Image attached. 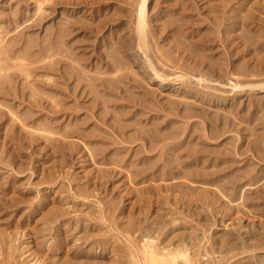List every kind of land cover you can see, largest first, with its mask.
I'll use <instances>...</instances> for the list:
<instances>
[{
	"label": "rangeland",
	"instance_id": "374dc122",
	"mask_svg": "<svg viewBox=\"0 0 264 264\" xmlns=\"http://www.w3.org/2000/svg\"><path fill=\"white\" fill-rule=\"evenodd\" d=\"M137 5L0 0V264H264V0Z\"/></svg>",
	"mask_w": 264,
	"mask_h": 264
},
{
	"label": "bare ground",
	"instance_id": "6f19581e",
	"mask_svg": "<svg viewBox=\"0 0 264 264\" xmlns=\"http://www.w3.org/2000/svg\"><path fill=\"white\" fill-rule=\"evenodd\" d=\"M147 2L148 0H138V5L135 9H137V12H136V34H137V37H138V41H139V46L141 47V49L145 48V10H146V5H147ZM35 24V23H32V25ZM31 26V25H30ZM45 47V46H44ZM43 47V49H45ZM48 48V46L46 47ZM42 49V48H41ZM3 51V50H2ZM3 53V52H2ZM1 54V53H0ZM67 54V52H66ZM4 55V54H3ZM32 56V55H30ZM67 56V55H65ZM68 57V56H67ZM9 64V63H8ZM69 72V71H67ZM198 81H201L200 79H198ZM1 82V81H0ZM2 86V84H1ZM7 88H10L8 86H6ZM231 90L232 91H237L238 89V85L236 84H232L231 86ZM1 88V87H0ZM3 91V90H2ZM190 239V238H189ZM152 243H150L151 245ZM212 246V245H211ZM160 247V246H159ZM131 249V248H130ZM198 252V251H197ZM211 252V250H210ZM145 258L150 261L151 263L153 264H162L163 263V258H158L154 252L152 250L150 251H145ZM192 255V254H191ZM212 255V254H211ZM208 256V255H207ZM142 257V256H141ZM143 258V257H142ZM190 259V258H189ZM194 259V258H193ZM200 259L199 257H197V261H200L198 260ZM205 260V259H204ZM196 261V259H195ZM207 261V260H205ZM210 261V259H209ZM184 263V262H183ZM199 263V262H198ZM206 263V262H205ZM209 263V262H208ZM204 264V263H203ZM207 264V263H206ZM210 264V263H209Z\"/></svg>",
	"mask_w": 264,
	"mask_h": 264
}]
</instances>
